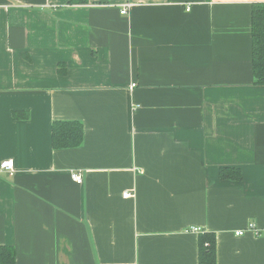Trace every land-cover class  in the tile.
Returning <instances> with one entry per match:
<instances>
[{
    "label": "crops",
    "instance_id": "obj_1",
    "mask_svg": "<svg viewBox=\"0 0 264 264\" xmlns=\"http://www.w3.org/2000/svg\"><path fill=\"white\" fill-rule=\"evenodd\" d=\"M69 1L0 0V245L15 264H199L211 232L215 264H264V0ZM54 121L81 144L54 149Z\"/></svg>",
    "mask_w": 264,
    "mask_h": 264
},
{
    "label": "trees",
    "instance_id": "obj_2",
    "mask_svg": "<svg viewBox=\"0 0 264 264\" xmlns=\"http://www.w3.org/2000/svg\"><path fill=\"white\" fill-rule=\"evenodd\" d=\"M79 0H70L74 3ZM251 55L252 72L255 85H264V3H253L251 9ZM65 65H58V72L65 73ZM15 112V116H20ZM83 126L79 121H54L51 126V142L54 149L72 148L81 144ZM221 179L240 180V168L222 166L219 169ZM16 253L12 245H0V264H15ZM199 264H215L216 238L211 232H200L198 237Z\"/></svg>",
    "mask_w": 264,
    "mask_h": 264
},
{
    "label": "built area",
    "instance_id": "obj_3",
    "mask_svg": "<svg viewBox=\"0 0 264 264\" xmlns=\"http://www.w3.org/2000/svg\"><path fill=\"white\" fill-rule=\"evenodd\" d=\"M127 5H130V4H127ZM125 12H126V8H123L121 10V14H124ZM131 87H132V85H131ZM0 167L3 170H5L6 172H8L9 174L13 173V161L12 160L3 161V163L0 165ZM71 177L76 183H81L82 182V175L80 173H72ZM128 195H130V193H123V197H126ZM236 234L239 235V234H241V232L237 231Z\"/></svg>",
    "mask_w": 264,
    "mask_h": 264
}]
</instances>
